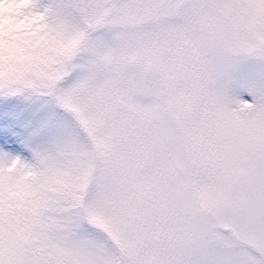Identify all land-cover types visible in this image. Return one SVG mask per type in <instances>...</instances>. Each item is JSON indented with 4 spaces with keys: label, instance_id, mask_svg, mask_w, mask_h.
I'll use <instances>...</instances> for the list:
<instances>
[{
    "label": "snow or ice",
    "instance_id": "1",
    "mask_svg": "<svg viewBox=\"0 0 264 264\" xmlns=\"http://www.w3.org/2000/svg\"><path fill=\"white\" fill-rule=\"evenodd\" d=\"M0 264H264V0H0Z\"/></svg>",
    "mask_w": 264,
    "mask_h": 264
}]
</instances>
